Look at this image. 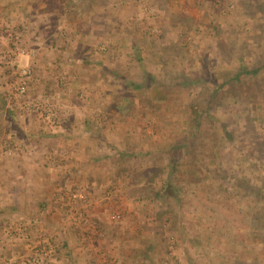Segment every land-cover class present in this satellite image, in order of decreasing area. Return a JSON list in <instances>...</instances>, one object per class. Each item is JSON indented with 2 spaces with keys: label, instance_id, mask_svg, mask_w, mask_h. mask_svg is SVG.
I'll use <instances>...</instances> for the list:
<instances>
[{
  "label": "rangeland",
  "instance_id": "rangeland-1",
  "mask_svg": "<svg viewBox=\"0 0 264 264\" xmlns=\"http://www.w3.org/2000/svg\"><path fill=\"white\" fill-rule=\"evenodd\" d=\"M31 5L50 14L40 18ZM0 7V94L9 114L0 118L2 174L33 157V142L90 143L77 151L84 166L64 162L57 174L39 165L40 184L79 167L86 174L73 186L63 179L64 204L46 218L50 226L28 214L23 226L4 225L0 264H149L140 256L147 243L150 264H264V0ZM23 32L38 34L36 43ZM11 63L30 70L25 98ZM242 67L259 70L236 77ZM34 184L26 177L20 185L24 201L32 187L40 191ZM3 186L9 196L16 189L10 179ZM160 190L177 200L155 197ZM170 209V219L153 223Z\"/></svg>",
  "mask_w": 264,
  "mask_h": 264
},
{
  "label": "crops",
  "instance_id": "crops-1",
  "mask_svg": "<svg viewBox=\"0 0 264 264\" xmlns=\"http://www.w3.org/2000/svg\"><path fill=\"white\" fill-rule=\"evenodd\" d=\"M20 2V1H19ZM17 6H21L19 3H15ZM29 7H34L37 9H31V13H35L36 15H39L40 18L41 17H47L50 13H48L49 11L45 12L43 10V12H41V10H39L40 6L34 5V6H29ZM19 9V8H18ZM4 14L2 12V7H0V18L1 15ZM22 14V12L17 11V16L15 20L18 21L19 19V15ZM2 19V18H1ZM0 19V20H1ZM14 20V19H13ZM22 20V19H20ZM36 20V19H35ZM37 21V20H36ZM35 21V22H36ZM23 36H27V34H25L23 32ZM1 37V34H0ZM30 37L32 39V41L34 43H36L35 39H38L39 35H30L27 36ZM82 35H79V38L82 39ZM55 50V49H54ZM53 51V50H52ZM87 53V52H86ZM72 62V61H71ZM1 98H3L0 94V118H1V114L5 115V117H7L6 114V104L4 99L1 100ZM9 115V114H8ZM70 129V128H69ZM68 128L64 127L63 129L60 130V132H68L70 131ZM5 130V129H4ZM3 130L2 125L0 124V146L2 147L3 145V138L6 137L4 136L5 132ZM82 129H75L73 130V134H80ZM78 142V140H76ZM76 141H65L64 143H60L59 144H48V145H40V143L38 142H33V143H29L31 148L30 150L32 151V158H29L28 161H26L24 164L23 162L19 163V162H13L11 164V175L8 178L7 176H4L2 173L4 172V170H6L5 168H7V165H5L3 162H0V231H4V229L6 228L4 225L7 223L10 226L11 225H15L18 223V226H23V224H25V219L21 216L22 214H28V219H40V218H44V223L42 225H46V223L49 225L50 221L47 222L46 218L48 217L49 220L51 219L52 215H55L57 212V209H59L61 207V205H63L64 203V199L60 196L61 193H59V190L62 189V187H60V184L63 181V179H65L66 182H69L70 185L73 186V184L75 182H78V180H80L79 178H84V174H86V172L83 173L82 171V167H79V170H74L73 174L69 177H65L63 178V176L59 177V176H53L50 177V179H44V177L42 178L43 180V184H40V174H38L39 171V165H43L41 167V169L43 170H49L50 172H53V169H55L56 171L54 173L57 174H62L63 171V163L64 162H70L69 166H74L76 164L78 165H82L84 166V156L82 154H78L77 151H81L82 148L87 149L89 148V144H85L83 143V145H80L77 143V147L79 149H77L76 145L74 142ZM38 151H42V152H47L48 151V155L46 154V158L45 159H40L38 158ZM72 151L71 156L73 158H75V160L72 161H66V159L68 158L67 156H70L69 154H67V151ZM75 151V152H73ZM95 157H90L91 161H95L94 159ZM58 159V160H57ZM89 160V159H88ZM88 163V162H87ZM5 167V168H4ZM9 167V166H8ZM74 169V168H72ZM27 170V175L26 176H22L25 175V173L23 171ZM61 170V172H60ZM68 176V175H67ZM26 177H28L29 179H33L34 181V185L37 189H40V191H36L33 190L34 187H32V191L29 192V194L27 195V199H25L24 201V193L23 190H19V187L21 184H23V181L26 179ZM17 178V179H16ZM10 179L11 180V186H16V189H11V194L10 196L7 195L5 192V194L7 195V197L5 196V194L3 193V184H5L6 180ZM54 180V181H53ZM30 181V180H29ZM87 183H91V179H86ZM15 182V183H14ZM31 183V182H30ZM70 185H67L66 187H69ZM76 191H78L79 187L75 188ZM57 191L56 193L54 191ZM81 189L79 190V192L81 193ZM42 193V194H41ZM8 199V202L10 201L11 206L9 207V204L7 205V208L5 209V207H3L2 204V199L4 198ZM61 198V199H60ZM41 202V203H40ZM50 202V203H49ZM27 203V204H26ZM56 204V205H55ZM57 204H61L58 205ZM9 213H11L10 215H8ZM6 215H8L7 217H5ZM14 215L16 217H14ZM45 215V217H43ZM4 216V217H3ZM15 219H14V218ZM3 218H7L6 221ZM38 218V219H37ZM47 218V219H48ZM18 220L17 223H14V221ZM50 226V225H49ZM0 239L4 240V238L2 237V232L0 235Z\"/></svg>",
  "mask_w": 264,
  "mask_h": 264
},
{
  "label": "trees",
  "instance_id": "trees-1",
  "mask_svg": "<svg viewBox=\"0 0 264 264\" xmlns=\"http://www.w3.org/2000/svg\"><path fill=\"white\" fill-rule=\"evenodd\" d=\"M258 70H259V67L253 68V69H248L246 67H242L241 68V71L236 75V77H239L240 74H242V73L254 74ZM171 151H173V150L171 149ZM166 183H167V180L166 179H163L162 184L165 185ZM154 196L155 197H158L159 199H164V198H166L168 196L171 197V198H173L172 196L167 195V193L164 192V191H162V190L155 192L154 193ZM174 199L177 200V198H173L172 200H174ZM165 207H171V205H168V206H165ZM170 211H172V209H170L168 211H163L161 213H156L153 216V218H152L153 223L159 222V220L162 221L164 219H170L171 218L170 213H169ZM262 213L264 214L263 211H262ZM173 217H176L175 214H174ZM151 246L152 245L150 243H147V244H144V245H140V251H142L140 253V256L142 257L143 262H148L149 264L153 262V258H154L153 255H152Z\"/></svg>",
  "mask_w": 264,
  "mask_h": 264
},
{
  "label": "built area",
  "instance_id": "built-area-1",
  "mask_svg": "<svg viewBox=\"0 0 264 264\" xmlns=\"http://www.w3.org/2000/svg\"><path fill=\"white\" fill-rule=\"evenodd\" d=\"M14 39H15V43L19 42L20 39H19V36L18 35H14ZM19 54V50L18 49H15V51H11V55H17ZM10 60H14V59H11ZM12 64L11 63V66H10V69H12ZM20 69H16V68H13V71H12V74L15 75V77L19 76L20 78L18 79V77L16 79H14V83H13V87L14 89L18 92L16 93L17 95H19L21 98H25L26 97V91H27V80L29 79V74H30V70L29 69H21V71H19ZM51 115L53 116V113L50 112ZM49 113V115H50ZM10 147V146H9ZM10 150H12L11 148H8L7 149V152L8 154H10Z\"/></svg>",
  "mask_w": 264,
  "mask_h": 264
}]
</instances>
